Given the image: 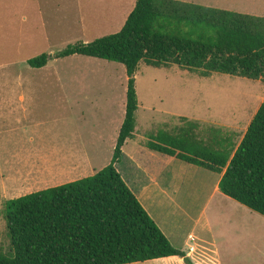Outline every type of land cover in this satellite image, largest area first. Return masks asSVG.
<instances>
[{"label":"rangeland","instance_id":"obj_1","mask_svg":"<svg viewBox=\"0 0 264 264\" xmlns=\"http://www.w3.org/2000/svg\"><path fill=\"white\" fill-rule=\"evenodd\" d=\"M134 1H123L121 11L125 16L130 14ZM177 1L264 18V0ZM98 3L102 0H0V73L39 72L28 65L29 59L45 53L56 54L69 45L109 35L113 29L91 28L89 10ZM49 65L47 72L61 73L60 83L56 78L45 82L36 78L39 87L35 105L27 103L29 120L36 124L35 128L30 125V133H35L38 140L39 136L46 137L48 143L43 145L50 150L59 143H65L67 148L86 147L90 155L82 156L91 159V166L77 178L93 176L110 165L114 156L126 115V68L82 56L54 60ZM136 90L139 98L136 132L124 148L128 158L119 165L123 175L127 174L123 167L129 159L151 173L165 160L169 163V156L151 152L145 144L159 131L180 133L188 122L198 125L196 133L206 143L236 149L264 103L261 80L219 74L204 77L199 71H184L177 66L156 69L142 64L136 73ZM63 125L67 133L60 134L58 130ZM4 156L0 155V254L11 251L4 217L6 201L32 193L20 183L15 172L7 169L2 162ZM73 156L40 155V161L39 156L30 155L29 159L30 164L31 160L40 161L41 172L49 175L62 165L65 168ZM172 161L173 184L181 187L177 194L181 208L176 214L182 223L181 235L193 225L192 219L204 208L221 175L175 158ZM35 168L19 167L17 171L29 179ZM156 178L160 182L161 177ZM15 188L22 191L14 192ZM208 217L224 264H264V217L228 198H215ZM196 236L192 246L208 251L210 233L200 226Z\"/></svg>","mask_w":264,"mask_h":264},{"label":"trees","instance_id":"obj_2","mask_svg":"<svg viewBox=\"0 0 264 264\" xmlns=\"http://www.w3.org/2000/svg\"><path fill=\"white\" fill-rule=\"evenodd\" d=\"M82 56L123 65L128 78L126 115L113 159L93 176L6 201L11 251L0 264H134L180 257L129 188L117 165L135 138L140 66H177L264 83V18L177 0H137L122 30L56 54L28 60L36 70ZM196 123L178 134L159 131L146 148L223 174L222 194L264 217V103L237 148L201 140Z\"/></svg>","mask_w":264,"mask_h":264},{"label":"crops","instance_id":"obj_3","mask_svg":"<svg viewBox=\"0 0 264 264\" xmlns=\"http://www.w3.org/2000/svg\"><path fill=\"white\" fill-rule=\"evenodd\" d=\"M123 1L124 0H102L101 4L98 3L99 6H92L89 10L91 18L89 22L92 30L95 27L101 26L114 30L109 32V35H112L113 32H120L137 2V0L134 1L130 14L125 16L123 11H121L124 3ZM24 20L27 21L28 18H25ZM106 36H108V34ZM89 42L87 41L84 43ZM49 67L50 65L39 70V72L0 73V127L2 129V131H0V138H2V141H0V155H5L2 162L7 165L8 170H12L19 176L20 183L26 187V190L32 191V193L78 181L77 177L83 175L91 166V159L82 156L90 155L88 154L86 147L85 150L83 148L69 147V145L67 148L64 146L65 143H59V145L53 150H50L43 145L48 143L46 137L39 136L38 140L35 133H30V125L35 122H30L29 120V104L35 105L36 102L34 96L37 93L36 88L39 87L36 84V78L44 82L56 78L55 80L60 83L59 77L61 76V73L58 71L47 72L46 69ZM32 127L35 128L36 124H33ZM66 129V125H63L58 131H61V134L66 131ZM51 131L52 130H50V132ZM37 142L38 146L35 147ZM30 155L32 157L39 156V158L40 155L75 156H73V159L67 160L65 168L62 165L60 170L58 169L50 172L48 175L40 170L39 162L41 161V158L40 161L36 160L35 163L31 160L30 164ZM126 155L128 154L124 153L123 160L128 158ZM169 158V163L165 160L163 164H161V167L153 173H151L149 169L143 168L139 164L137 165L135 161L131 159H129L128 163H125L123 167V171L125 170L127 172L126 175H123L119 170V165L123 163V160L117 165V168L125 182L127 181V185L129 184V188L137 196L143 207L176 249L185 252L194 264H224L222 258H220L221 249L218 247L219 244L217 239L215 236L213 237L212 223L208 217V211L215 198H228L224 194L221 195L222 193L219 189V183L223 174H220L221 176L216 182L215 187L211 189L206 204L198 217L192 219L193 225L187 229L186 233L180 235L179 231H182V223L177 218L176 214L181 208L177 202V194L180 193L181 187L173 184V158ZM125 165L127 166L125 167ZM28 166L37 167L33 170V175L29 179L17 171L19 167L22 168ZM28 171L30 172L31 170L28 169ZM39 172L42 173L43 176L39 177ZM144 176H146V180H143ZM156 177H161L159 178L160 182H158ZM13 191L21 192L22 190H16L15 188ZM200 226H203V230L209 232L211 235L208 251L206 248L204 251H201L199 248L192 246L191 244L196 240V230ZM206 242L207 241L205 240V243ZM134 264H186V262L180 257H169Z\"/></svg>","mask_w":264,"mask_h":264}]
</instances>
